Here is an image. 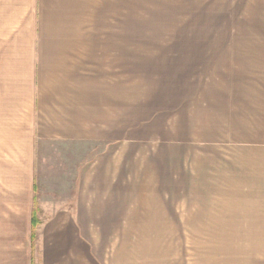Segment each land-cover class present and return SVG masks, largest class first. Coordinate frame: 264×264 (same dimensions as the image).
<instances>
[{"label": "crops", "instance_id": "obj_1", "mask_svg": "<svg viewBox=\"0 0 264 264\" xmlns=\"http://www.w3.org/2000/svg\"><path fill=\"white\" fill-rule=\"evenodd\" d=\"M90 7L0 0V38L24 46L0 51V153L26 151L29 238L40 236L42 264H162V232L207 229L193 225L210 216L264 231V190L219 189L236 179L208 168L229 164L186 155L248 146L242 137L264 120V81L240 68L252 52L174 58L154 101L131 116L129 36L107 30L106 15L92 20ZM250 260L264 264V254Z\"/></svg>", "mask_w": 264, "mask_h": 264}, {"label": "rangeland", "instance_id": "obj_2", "mask_svg": "<svg viewBox=\"0 0 264 264\" xmlns=\"http://www.w3.org/2000/svg\"><path fill=\"white\" fill-rule=\"evenodd\" d=\"M92 14L98 15L99 21L106 15L107 30L115 34L123 30L129 36L131 116L138 113V108L154 101L155 86L170 78L175 69L173 59L183 60L186 53L196 48L248 50L252 55L244 57L254 58V62L243 65L241 70L250 73L252 79L264 81V0H91L89 15L94 20ZM112 19L113 26L109 23ZM104 25L99 23V29ZM95 26L93 22L91 29ZM4 45L14 46L18 51L24 49L20 39L0 38L2 53ZM1 63L0 56V81L3 83ZM20 67L24 69V65ZM1 90L0 87V93ZM258 107L264 110V102ZM262 120H254L255 126L249 128L255 134L242 137L243 144L248 146L225 150L211 148L206 153L187 151L186 155L229 164L208 168L212 176L223 174L232 176L231 181L236 179L237 182L219 184V189L264 190ZM25 152L19 146L17 152L0 153V264H30L33 252L35 264H42L40 236L37 235L33 243L29 238L27 210L31 207V195L23 182L29 177ZM187 162L191 165L188 169L192 166L198 169L195 162ZM190 186L201 187V184ZM211 217L214 222L193 225L207 229L163 231L162 250L156 248L162 264H233V261L253 264L250 258L264 254V231L249 229L255 226L251 225L254 220L225 224L218 221V216ZM231 226L237 229H227Z\"/></svg>", "mask_w": 264, "mask_h": 264}]
</instances>
